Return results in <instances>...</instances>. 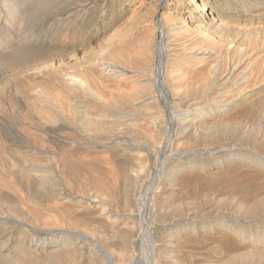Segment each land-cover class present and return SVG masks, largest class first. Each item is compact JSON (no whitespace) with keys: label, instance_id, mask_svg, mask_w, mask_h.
Listing matches in <instances>:
<instances>
[{"label":"rangeland","instance_id":"rangeland-1","mask_svg":"<svg viewBox=\"0 0 264 264\" xmlns=\"http://www.w3.org/2000/svg\"><path fill=\"white\" fill-rule=\"evenodd\" d=\"M0 45V215L24 224L0 223V264H264V0H0ZM232 64L238 80L206 100L208 72Z\"/></svg>","mask_w":264,"mask_h":264},{"label":"bare ground","instance_id":"bare-ground-1","mask_svg":"<svg viewBox=\"0 0 264 264\" xmlns=\"http://www.w3.org/2000/svg\"><path fill=\"white\" fill-rule=\"evenodd\" d=\"M176 2V1H175ZM203 3H205V2H203ZM177 4H179V3H177ZM16 5V4H15ZM201 5V4H200ZM175 6V5H174ZM202 7H203V5H202ZM198 8L199 10L201 9H203V8ZM15 10V9H14ZM16 11V10H15ZM211 25V24H210ZM163 26V25H162ZM205 29V28H204ZM182 32V31H181ZM180 32V33H181ZM183 32H185V31H183ZM193 33V32H192ZM212 33V32H211ZM183 34V33H182ZM174 35V34H173ZM193 35V34H192ZM164 36V35H163ZM187 36H189V35H187ZM209 36V35H208ZM210 36H212V34L210 35ZM213 36H215V35H213ZM196 37V36H195ZM166 38V37H165ZM193 38V37H192ZM211 38V37H210ZM182 39H184V38H182ZM191 39V38H190ZM196 39V38H195ZM194 39V40H195ZM166 40H168V38L166 39ZM213 40V42H214V40L215 39H212ZM165 41V40H164ZM163 41V42H164ZM170 41V40H169ZM186 41V40H185ZM209 41V40H208ZM168 42V41H167ZM187 42H188V40H187ZM199 42V41H198ZM212 42V41H211ZM197 43V42H196ZM191 44V43H190ZM5 45V44H4ZM195 45V44H194ZM197 45V44H196ZM195 45V46H196ZM215 45V44H214ZM1 46V45H0ZM3 46V45H2ZM153 45H151L150 47H152ZM185 46H186V43H185ZM188 46V45H187ZM232 46V45H231ZM231 46L229 47V48H231ZM148 47V46H147ZM149 48V47H148ZM216 48H218V47H216ZM198 49H199V47H198ZM154 50V49H153ZM192 50H193V48H192ZM204 50V49H203ZM206 50V49H205ZM160 51H161V53H159L160 55H159V57H158V65L160 66V68H162L163 66H164V58H166L165 56L167 55V53H169L168 52V49H167V44L166 45H164V44H162L161 45V47H160ZM194 51H195V49H194ZM196 52V51H195ZM194 52V53H195ZM206 52V51H205ZM210 52V51H209ZM147 53V52H146ZM149 53V52H148ZM193 53V54H194ZM195 54H197V55H199V54H202V55H205V54H207V53H204V51H198V53L196 52ZM149 55V54H148ZM152 54H150V56H151ZM192 55V54H191ZM147 57V58H146ZM146 59H148V56L146 55ZM167 57H168V55H167ZM174 57V56H173ZM182 57V56H181ZM185 57V56H184ZM190 57V56H189ZM193 58V59H192ZM192 60H196V61H203V64H201V65H205L206 64V67H208L207 66V63H208V57H205V56H192ZM182 59H183V57H182ZM187 59L189 60V58L187 57ZM166 60V59H165ZM179 60V59H178ZM187 60V61H188ZM211 60V59H210ZM151 61V60H150ZM176 61V60H175ZM174 61V62H175ZM191 61V60H190ZM189 61V62H190ZM196 61H194V62H196ZM140 62V61H139ZM146 62V61H145ZM166 62V61H165ZM172 62V67L174 68L175 66H176V63L177 62ZM186 62V61H185ZM194 62H193V64H194ZM207 62V63H206ZM211 62L213 63V60H211ZM210 63V62H209ZM208 63V64H209ZM211 63V64H212ZM242 63V62H241ZM109 66V65H108ZM107 66V67H108ZM162 66V67H161ZM200 66V65H199ZM198 66V67H199ZM214 66V65H213ZM216 66V65H215ZM215 66H214V69H215ZM218 66V65H217ZM229 66H230V64H229ZM232 67H230V69L227 71V72H224L223 71V69H222V72H220V70H221V67H220V70L218 71L217 69H213L214 71H210V73L208 72V77H207V84H208V88H210V90H211V92H212V94H210V96L208 97L207 95V98L208 99H206V98H204V99H206V100H216V99H218L219 98V96H220V98H221V95H223V94H225L224 92L227 90V89H229L230 88V85L231 84H233V82H235L236 81V79L237 78H239L238 76V74H239V72L238 71H236V68H237V66L235 67H233V64L231 65ZM197 67V68H198ZM202 67H204V66H202ZM201 67V68H202ZM241 67V66H240ZM121 68H123L122 66H121ZM146 69L142 72V73H144V78L142 79L143 81H146L145 83H144V88L145 87H147L148 86V79H147V75H148V73H147V71L148 70H150V69H148L147 67H145ZM205 68V67H204ZM213 68V67H212ZM218 68V67H217ZM239 68V67H238ZM110 70V71H109ZM126 70V69H125ZM210 70H211V68H210ZM217 70V71H216ZM114 71H118V70H114L113 68L111 69V68H108V71H107V73L108 72H110L111 73V75H113V73H114V75H115V73L116 72H114ZM123 71V70H122ZM122 71H119L120 73H119V76H120V74H121V72ZM138 71V70H137ZM126 72V71H125ZM135 72V71H134ZM137 73V72H136ZM141 73V72H140ZM117 74V73H116ZM210 74V75H209ZM113 75V76H114ZM118 75V74H117ZM125 75H126V73H125ZM123 76V75H122ZM129 76V75H128ZM131 76V75H130ZM149 76V75H148ZM207 76V75H206ZM205 76V77H206ZM75 77V76H74ZM78 78V77H77ZM77 78H73L74 79V81H78V83L76 82V84H80V81L82 82V79L81 80H78ZM116 78V77H115ZM122 79L124 78V77H121ZM126 78H127V75H126ZM121 79V80H122ZM125 79V78H124ZM150 79V78H149ZM205 79V78H204ZM241 79H242V77H241ZM238 80V79H237ZM242 80H245V78L243 77V79ZM73 81V84L75 83ZM205 82V81H204ZM206 83V82H205ZM239 83H241V82H239ZM238 83V84H239ZM83 84H85V83H82V85ZM167 84V82H166V80L164 81V77H161V76H159L158 77V83H157V87H156V89H157V92H158V94H159V96H160V100L162 101V103H163V105L165 106V108L166 109H168V103H169V100H168V96H167V94H166V92H165V85ZM236 84V83H235ZM81 85V86H82ZM207 91V90H206ZM236 95L237 94H235L234 96L236 97ZM239 96H241L240 94H238ZM233 96V95H232ZM152 96H148V97H146L147 98V100L149 99V98H151ZM234 97V98H235ZM234 98H230V99H234ZM235 99H237V97L235 98ZM240 99V98H239ZM238 99V100H239ZM243 100H248V97H244L243 96V98H242ZM200 101H198V102H203V99H199ZM219 100V99H218ZM220 101V100H219ZM231 101V100H230ZM241 102V101H240ZM195 104H196V102H194ZM232 103H233V101H232ZM247 103V102H246ZM251 103V102H250ZM238 104V103H237ZM254 105V104H253ZM259 105V104H258ZM199 107V106H198ZM197 107V108H198ZM246 107V106H245ZM261 107V106H260ZM192 108V107H191ZM193 108H195V107H193ZM247 108V107H246ZM249 108H250V106H249ZM249 108H247L246 110H245V112H244V114H249L250 113V109ZM241 109V108H240ZM169 110V109H168ZM114 111V110H113ZM240 111V110H239ZM242 111V110H241ZM252 111H253V113H254V110H253V108H252ZM259 111V110H258ZM198 113V112H197ZM252 112L250 113V115H252L253 114ZM252 116H254V114L252 115ZM83 117V116H82ZM81 117V118H82ZM121 117V116H120ZM247 117V116H246ZM246 117H244V118H246ZM122 118V117H121ZM125 118H127V117H125ZM253 118V117H252ZM251 118V119H252ZM119 120H121V119H119ZM122 120H123V118H122ZM173 120V119H172ZM175 120V119H174ZM217 120H218V118H217ZM219 120H220V118H219ZM87 121V120H86ZM124 121V120H123ZM196 121V120H195ZM246 121V120H245ZM253 121V120H252ZM120 122V121H119ZM201 122V121H200ZM181 123V122H180ZM193 123V122H192ZM253 123V122H252ZM176 124H178L177 122H176ZM229 124V123H228ZM116 125V124H115ZM131 125V124H130ZM171 125H173V124H171ZM170 125V126H171ZM174 125H175V123H174ZM218 125H221V124H218ZM226 125V124H225ZM238 125V124H237ZM177 126V125H176ZM222 126V125H221ZM224 126V125H223ZM236 126V125H235ZM122 127L123 128H126V127H129V125L127 124V123H123L122 124ZM174 127V126H173ZM172 126H171V128H170V130H169V135H168V141H167V143H166V145H164L163 146V153H166L167 151H168V148H169V146H170V144H171V141H172V139H173V130L172 129H174ZM229 127V126H228ZM221 129V128H220ZM226 129H228L227 127L225 128V130L224 131H226ZM230 129V128H229ZM177 131V130H176ZM182 132V131H181ZM159 135V134H158ZM176 135H177V133H176ZM174 136V137H176L177 138V136ZM150 138V137H149ZM175 138V139H176ZM136 141V140H135ZM151 141H152V139H151ZM130 142V141H129ZM158 142V141H157ZM159 143V142H158ZM165 143V142H164ZM121 144V143H120ZM124 144V143H123ZM123 144H121V145H123ZM162 145V144H161ZM131 146L133 147V148H139V146H138V144L135 142V143H132L131 142ZM147 146V145H146ZM172 146V145H171ZM153 149V148H152ZM228 149V148H227ZM151 150V149H150ZM155 151V150H154ZM169 151H170V149H169ZM259 151V150H258ZM160 153V152H159ZM169 153V152H168ZM23 155V154H22ZM161 155H162V153H161ZM17 156V155H16ZM24 156V155H23ZM26 156V155H25ZM19 157H21L22 159H23V157L22 156H19ZM56 157V156H55ZM54 157V158H55ZM17 158H18V156H17ZM27 158V157H26ZM250 158V157H249ZM52 160V159H51ZM249 160V159H248ZM32 164V163H31ZM25 165V164H24ZM39 164L37 163L36 165H32V167H33V169H34V166L36 167V166H38ZM239 165H241V163L239 164ZM22 166V165H21ZM61 166V165H60ZM18 167H20V165H18ZM241 167V166H240ZM126 168V167H125ZM19 169V168H18ZM21 169V168H20ZM37 169V168H36ZM24 170V169H23ZM146 170V169H145ZM162 169H160V172L162 173V171H161ZM173 170V169H172ZM239 170V169H238ZM255 170V169H254ZM22 171V170H21ZM26 171H27V169H26ZM123 171V170H122ZM126 171V170H125ZM128 171V170H127ZM259 171V170H258ZM17 172H19L20 173V171H17ZM29 172V171H28ZM230 172V171H229ZM228 172V173H229ZM231 172H232V170H231ZM240 172V171H239ZM26 173V172H25ZM30 173V172H29ZM227 173V174H228ZM126 174V173H125ZM128 174V173H127ZM233 174V173H232ZM236 174H237V172H236ZM236 174H234V175H236ZM243 174V173H242ZM255 174H256V171H255ZM261 174V173H260ZM240 175V174H239ZM238 174H237V176L236 177H238L239 176ZM247 175H249L250 176V173L249 174H247ZM256 175H258L259 176V174H256ZM23 176H26V174L25 175H23ZM50 176V175H49ZM229 176V175H228ZM230 176H231V173H230ZM251 176H252V173H251ZM261 176V175H260ZM159 177H161V176H158V179H159ZM232 177V176H231ZM248 177V176H247ZM20 178V177H19ZM18 178V179H19ZM162 178H163V176H162ZM167 178V177H166ZM239 178V180L238 181H240L241 179H240V177H238ZM237 178V179H238ZM241 178H243V177H241ZM245 178V177H244ZM23 179V178H22ZM29 180H30V185L32 184V186H34L33 185V183L35 184V183H38L39 181H37L36 182V180L35 179H33V180H31L30 178H28ZM47 179V178H46ZM246 179V178H245ZM248 179V178H247ZM29 180H26L27 182L29 181ZM41 180H43V179H41ZM107 180V179H106ZM167 180V179H166ZM25 180H23V182H24ZM43 181H45V179L43 180ZM162 181V180H161ZM236 181V180H235ZM234 181V182H235ZM19 182H21L20 180H19ZM27 182H25V183H27ZM32 182V183H31ZM116 182V181H115ZM142 182V181H141ZM156 183V186H155V188H157L158 186V182L157 181H155ZM97 183V182H96ZM124 183V182H123ZM130 183V182H129ZM238 184H239V182H237ZM242 183V182H241ZM240 183V184H241ZM40 184V183H39ZM98 184H100V183H98ZM104 184V183H103ZM236 184V183H235ZM22 185H24V183L22 184ZM25 185H27V184H25ZM97 185V184H96ZM105 185V184H104ZM130 185V184H129ZM242 185H245L244 183L242 184ZM28 186H29V184L27 185V189H29L30 190V187L28 188ZM31 186V187H32ZM35 186H37V185H35ZM34 186V188H36ZM99 186V185H98ZM254 186H256V185H254ZM24 187V186H23ZM100 187V186H99ZM99 187H97V188H99ZM105 187H106V185H105ZM26 188V187H25ZM102 188H104V186L102 187ZM108 188V187H107ZM107 188H106V190H107ZM110 188V187H109ZM151 188V187H150ZM254 188V187H253ZM256 188H258V187H256ZM255 188V190L258 192L259 190L258 189H256ZM259 188H260V186H259ZM33 189V188H32ZM31 189V190H32ZM112 189V188H111ZM110 189V190H111ZM158 189V188H157ZM34 190V189H33ZM39 190V189H38ZM98 190H100V188L98 189ZM106 190H104L103 189V192L105 191V193L107 192ZM109 190V191H110ZM126 190V189H125ZM254 190V189H253ZM260 190H261V188H260ZM115 191L117 192V188L115 189ZM130 191V190H129ZM255 191V192H256ZM112 192H114V191H112ZM137 192V191H136ZM157 192H158V190H157ZM156 192V193H157ZM252 192H254V191H252ZM254 192V193H255ZM108 193H110V192H108ZM128 193V192H127ZM127 193H125V194H127ZM131 194L133 193V191L132 192H130ZM130 193H128V195H131ZM138 193H140V192H138ZM155 193V192H154ZM153 193V195L155 196L156 194H154ZM241 193V192H240ZM251 193V192H250ZM259 193V192H258ZM2 194V193H1ZM43 194V193H42ZM56 194V193H55ZM107 194V193H106ZM114 194V193H113ZM124 194V195H125ZM152 194V193H151ZM3 195V194H2ZM38 195V194H37ZM36 195V196H37ZM50 195V194H49ZM59 195V194H58ZM100 195V194H99ZM110 196L112 195V194H109ZM123 195V196H124ZM132 195H134V193L132 194ZM140 195V194H139ZM249 195V194H248ZM256 195V194H255ZM1 196V195H0ZM7 196V195H6ZM10 196V195H9ZM34 196V195H33ZM39 196V195H38ZM45 196V195H44ZM55 196H57V195H55ZM244 196V195H243ZM247 196V195H246ZM4 197H5V195H4ZM40 197V196H39ZM52 197V196H51ZM91 197V196H90ZM111 197H113V196H111ZM120 197V196H119ZM125 197H127L126 195H125ZM125 197H124V199H125ZM129 197V196H128ZM127 197V198H128ZM131 197V196H130ZM141 197V196H140ZM241 197H242V195H241ZM248 198H250L249 196H247ZM2 198V197H1ZM6 198V200H5V204L7 205L6 207L8 208V211L9 212H17V209H16V203H17V200H16V203H14L15 201L12 199L11 200V198L9 197H5ZM53 198V197H52ZM56 198V197H55ZM54 198V200H56ZM153 198V197H152ZM260 198V197H259ZM259 198H257L258 200H259ZM261 198H264L263 196H261ZM58 199V198H57ZM129 199V198H128ZM133 199H135V197L133 198ZM132 199V200H133ZM245 199H247L246 197H245ZM251 199V198H250ZM252 199H254V198H252ZM251 199V200H252ZM42 200V199H41ZM142 199H139V202L141 201ZM153 200V199H152ZM242 200H244V199H242ZM262 200V199H261ZM129 201V200H128ZM241 201V200H240ZM244 201H246V200H244ZM243 201V202H244ZM247 201H249V200H247ZM254 200H252V202H253ZM264 201V200H263ZM43 202V201H42ZM133 202L134 201H132V204H133ZM250 202V201H249ZM135 203V202H134ZM259 202H255L254 201V203H253V207H254V209H252L251 207H248L249 209L248 210H250V212H251V210H252V212L254 211V213L256 212L255 210L257 209H261L260 208V204L259 205H257ZM264 203V202H263ZM54 204V203H53ZM142 204V203H141ZM241 204V206H242V204L243 203H240ZM246 204V203H245ZM249 204V203H248ZM247 204V205H248ZM149 205V204H148ZM251 205V204H250ZM133 206H135V205H133ZM240 206V207H241ZM243 206H244V204H243ZM242 206V207H243ZM257 206H259V207H257ZM261 206H263V205H261ZM129 207H131V203H130V206ZM136 207V206H135ZM144 207V206H143ZM142 207V208H143ZM244 208V207H243ZM19 209V208H18ZM130 209V208H129ZM151 209V208H150ZM55 210V209H54ZM258 210V211H259ZM130 211V210H129ZM133 211H134V209H133ZM262 211V210H261ZM127 212H128V210H127ZM194 212V211H193ZM249 212V211H248ZM249 212V213H250ZM131 213V212H130ZM246 213H247V211H246ZM253 213V214H254ZM258 213H260V212H258ZM11 214V213H10ZM134 214V213H133ZM248 214V213H247ZM252 214V215H253ZM256 216V215H255ZM20 217V216H19ZM1 222H6L7 223V225H9L10 226V231L8 232V233H14V232H17V234H18V231H15V230H17L18 228H21L24 224H23V222H20V221H18V220H15V219H13L12 217H8V216H2V215H0V223ZM7 227V226H6ZM2 228V227H1ZM146 228V227H145ZM5 229V228H4ZM41 229V228H40ZM144 229V228H143ZM1 230V229H0ZM6 230V229H5ZM41 230H44V229H41ZM98 230V229H97ZM44 231H47V232H49L50 234H55V233H59V231H53V230H44ZM20 232V231H19ZM21 232H23V231H21ZM69 233H72L73 235H75V236H77V240H79L78 238H80V239H83V240H88V241H90L91 243H93L95 246V248L97 249V254H100L104 259H106V260H108L110 263L112 262V257H111V254H109L108 253V251L105 249V248H103L101 245L104 243V242H99L100 240H97L96 238H94L93 236H91V235H88V234H86V233H83V232H78V231H68ZM93 232V231H92ZM15 234V233H14ZM19 235V234H18ZM22 235V234H21ZM102 236V235H101ZM106 235H104V237H105ZM18 238H20V237H18ZM100 239H101V237H100ZM105 239V238H104ZM103 239V240H104ZM106 242V241H105ZM107 242H108V238H107ZM93 244H92V246H93ZM78 245V244H77ZM104 245H107L106 243L104 244ZM113 245V244H112ZM153 244H150V252H152V249H153V247H151ZM231 245V244H230ZM22 246V245H21ZM81 246V245H80ZM82 246H84V245H82ZM80 248V247H79ZM82 248V247H81ZM21 250H22V248H21ZM25 250V249H24ZM63 250V249H62ZM18 251V250H17ZM55 251H58V249H55ZM27 253H29L28 251H27ZM26 253V254H27ZM56 253V252H55ZM62 253V252H61ZM69 254V253H68ZM151 254V253H150ZM152 254H153V252H152ZM152 254H151V256H152ZM18 255V252H17V254H16V256ZM29 255V254H28ZM57 254H55L54 255V250L53 251H51L49 254H48V258L46 259V260H44L43 262H42V260L40 261V260H35V259H33V258H31V256H30V258H26L25 257V254H20L19 255V257L21 258V260H22V264H43V263H45V264H49L50 262H51V258L52 257H54L55 258V256H56ZM59 255H60V252H59ZM92 255V254H91ZM246 255V254H245ZM245 255H244V257H245ZM61 256H63V254L61 255ZM60 256V257H61ZM65 256V255H64ZM129 256H131V255H129ZM129 256H128V258H129ZM151 256H150V258H148V263L147 264H151ZM237 256L238 255H236V259H237ZM243 255H241V256H238V259H239V257H242ZM247 257H248V255H246ZM2 257V256H1ZM33 257V256H32ZM17 258V257H16ZM39 258H41L40 256H39ZM246 258V257H245ZM14 259V258H13ZM130 259V258H129ZM132 259V258H131ZM131 259H130V261H131ZM243 259V258H242ZM2 260V259H1ZM56 260V259H55ZM71 260V259H70ZM153 260V259H152ZM233 260H234V257H233ZM5 261V264H12L13 262H8L6 259L4 260ZM16 261H18L17 259H16ZM50 261V262H49ZM129 261V260H128ZM239 261H240V259H239ZM132 263H133V261H131ZM154 262V261H153ZM2 263V262H1ZM21 263V262H20ZM52 263H54V262H52ZM51 263V264H52ZM3 264V263H2ZM113 264H115V263H113Z\"/></svg>","mask_w":264,"mask_h":264}]
</instances>
